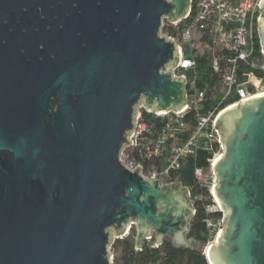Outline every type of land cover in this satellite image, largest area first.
Returning a JSON list of instances; mask_svg holds the SVG:
<instances>
[{"label": "water", "instance_id": "obj_1", "mask_svg": "<svg viewBox=\"0 0 264 264\" xmlns=\"http://www.w3.org/2000/svg\"><path fill=\"white\" fill-rule=\"evenodd\" d=\"M191 0H0V264H112L137 225L187 238V188L121 160L137 109L186 105L163 20ZM264 10V2L262 4ZM264 46V18L259 27ZM214 196L225 210L211 264H264V95L228 108ZM114 239V240H113Z\"/></svg>", "mask_w": 264, "mask_h": 264}, {"label": "built area", "instance_id": "obj_2", "mask_svg": "<svg viewBox=\"0 0 264 264\" xmlns=\"http://www.w3.org/2000/svg\"><path fill=\"white\" fill-rule=\"evenodd\" d=\"M264 0H191L189 11L179 21H169L176 33L162 35L178 46L179 61L173 67L175 78L185 82L186 105L166 112L151 110L141 103L134 127L128 136L121 160L131 171L166 187L182 186L178 172L189 158L202 149L213 154L208 168L195 166L194 175L202 185L216 184L214 166L223 155V139L218 123L228 108L260 95L264 74V46L259 27L264 18ZM163 26V27H164ZM199 58H205L211 77L219 81L208 88L199 85L202 77ZM233 94L238 100L225 105Z\"/></svg>", "mask_w": 264, "mask_h": 264}, {"label": "trees", "instance_id": "obj_3", "mask_svg": "<svg viewBox=\"0 0 264 264\" xmlns=\"http://www.w3.org/2000/svg\"><path fill=\"white\" fill-rule=\"evenodd\" d=\"M163 30L176 33L171 25L163 27ZM200 77L199 85L208 88V103L211 90L214 84L218 83V75L211 77V69L205 58H199ZM262 82L264 74L259 73ZM238 100V95L230 96L225 105H229ZM213 154L207 149L200 150L196 158H189L178 172L180 180L185 186L191 189V200L194 204L195 212L190 219L187 236L195 239L193 246L176 245L172 239H165L159 246L154 242L144 240L139 246L136 236L129 234L124 238H118L113 242L115 249L120 248L114 258V264H209L203 249L209 245L218 235L223 227V211L216 207L209 185H202L194 175L195 166H210V159ZM122 246V250H121Z\"/></svg>", "mask_w": 264, "mask_h": 264}, {"label": "rangeland", "instance_id": "obj_4", "mask_svg": "<svg viewBox=\"0 0 264 264\" xmlns=\"http://www.w3.org/2000/svg\"><path fill=\"white\" fill-rule=\"evenodd\" d=\"M166 22H167V19H164V20H163L164 25L166 24ZM164 32H165V30H163V28H162V33L165 34ZM262 44H263V43H262ZM260 90H261V91H264V82L261 83V85H260ZM215 185H216V184H215ZM215 185H214V184H210V185H209V186H210V191H211L212 196H213V199H214V201H215V203H216V207H217L218 209H220V210L223 211L224 218H223V222H222V223H223V227H224L225 210H224L223 206L221 205V203H220V202L216 199V197L214 196V192H213V190H214ZM192 204H193V202H192ZM193 206H194V204H193ZM223 227H222L221 229H223ZM137 232H138L137 225H136V224H133V225H132V228H131V230H130V232H129V234H132V235H134V236L137 237ZM129 234H128V235H129ZM128 235H127V236H128ZM218 236H219V235H217V237H216L211 243H209V245H207V246L203 249V253L206 255L207 259H209V252H208V251H209L210 247H211L212 245H216V243L218 242ZM125 237H126V236H125ZM187 238L190 239L188 236H187ZM165 239H171V238H170L169 236H166ZM165 239H164V240H165ZM113 240H114V239H113ZM147 241H149V242H154V241H155V234H153L152 238L147 239ZM113 242H115V240H114ZM113 242H112L111 245L109 246V251H110V253H111L112 257H113V263H112V264H114V258H115V256H116V254L118 253V251L120 250V248H119V250H118V249H115V248L113 247ZM194 244H195V239H192L191 245L193 246ZM121 250H122V246H121ZM208 262H209V264H211L209 260H208Z\"/></svg>", "mask_w": 264, "mask_h": 264}, {"label": "bare ground", "instance_id": "obj_5", "mask_svg": "<svg viewBox=\"0 0 264 264\" xmlns=\"http://www.w3.org/2000/svg\"><path fill=\"white\" fill-rule=\"evenodd\" d=\"M260 95H264V92H262ZM222 157V155H220V156H218L217 157V159H216V162L220 159ZM213 192H214V190H213ZM216 199H217V197H216ZM218 200V199H217ZM219 201V200H218ZM209 252V251H208Z\"/></svg>", "mask_w": 264, "mask_h": 264}]
</instances>
